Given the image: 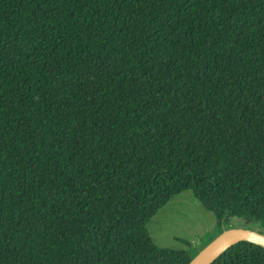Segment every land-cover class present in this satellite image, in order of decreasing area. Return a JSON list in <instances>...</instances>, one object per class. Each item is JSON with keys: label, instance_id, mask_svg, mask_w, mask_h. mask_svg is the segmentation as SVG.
<instances>
[{"label": "trees", "instance_id": "16d2710c", "mask_svg": "<svg viewBox=\"0 0 264 264\" xmlns=\"http://www.w3.org/2000/svg\"><path fill=\"white\" fill-rule=\"evenodd\" d=\"M184 190L264 227V0H0V264H187Z\"/></svg>", "mask_w": 264, "mask_h": 264}, {"label": "rangeland", "instance_id": "374dc122", "mask_svg": "<svg viewBox=\"0 0 264 264\" xmlns=\"http://www.w3.org/2000/svg\"><path fill=\"white\" fill-rule=\"evenodd\" d=\"M242 224L239 218H230V227ZM247 225L264 231L260 223ZM215 227L214 213L205 209L190 190L173 196L147 223L151 237L158 246L176 250L184 248L191 255H195L203 243L210 241Z\"/></svg>", "mask_w": 264, "mask_h": 264}, {"label": "water", "instance_id": "95a60500", "mask_svg": "<svg viewBox=\"0 0 264 264\" xmlns=\"http://www.w3.org/2000/svg\"><path fill=\"white\" fill-rule=\"evenodd\" d=\"M241 241L264 247V233L244 226L225 228L205 244L187 264H211L227 248Z\"/></svg>", "mask_w": 264, "mask_h": 264}]
</instances>
